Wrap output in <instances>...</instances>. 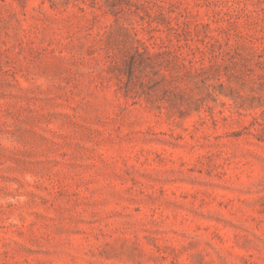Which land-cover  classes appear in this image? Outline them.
<instances>
[{
  "label": "rangeland",
  "instance_id": "obj_1",
  "mask_svg": "<svg viewBox=\"0 0 264 264\" xmlns=\"http://www.w3.org/2000/svg\"><path fill=\"white\" fill-rule=\"evenodd\" d=\"M0 264H264V0H0Z\"/></svg>",
  "mask_w": 264,
  "mask_h": 264
}]
</instances>
